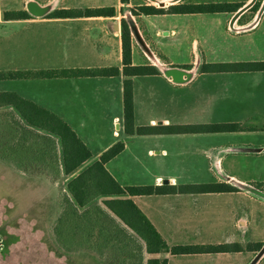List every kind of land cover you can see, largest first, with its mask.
<instances>
[{
	"label": "crops",
	"instance_id": "1",
	"mask_svg": "<svg viewBox=\"0 0 264 264\" xmlns=\"http://www.w3.org/2000/svg\"><path fill=\"white\" fill-rule=\"evenodd\" d=\"M188 1L13 0L4 11L0 7V74L7 75L0 76V93H16L57 114L90 148L89 161L123 141V151L106 163L123 186L228 183L238 187L236 191L132 196L170 247H243L216 253L162 252L153 257L167 258L168 264H264V246L260 250L255 246L264 243V71H202L206 63L264 60V50L262 56L254 49L248 53L262 25L240 24L243 7L234 12L151 15H134L130 10L143 4L169 7ZM33 4L38 12L30 9ZM102 7H114L116 15L47 17L54 10ZM6 11H27L30 17L8 20ZM208 14L225 15V25H193L200 18H211ZM232 14L231 22L239 25H226L227 15ZM123 17L131 27L133 65H155L160 70L158 74L130 76L135 124L156 128L149 134L125 131L124 81L128 76L123 63ZM225 42H230L227 48ZM234 43L244 45L246 53L226 54V50L234 51ZM108 67H118L120 74L8 76L13 72ZM171 69L182 70L183 78L175 80L169 74ZM3 112V124L13 125L17 131L23 129L21 125L34 130L14 105H0ZM225 123L246 128L169 130ZM35 133L43 132L35 128ZM104 134L108 136L102 140ZM180 175H188L190 180L182 182ZM165 180L169 182L164 184Z\"/></svg>",
	"mask_w": 264,
	"mask_h": 264
},
{
	"label": "trees",
	"instance_id": "2",
	"mask_svg": "<svg viewBox=\"0 0 264 264\" xmlns=\"http://www.w3.org/2000/svg\"><path fill=\"white\" fill-rule=\"evenodd\" d=\"M128 4L130 0H121ZM243 3H179L165 7L163 4H143L130 9L134 15L165 14V13H214L234 12L243 7ZM259 3L251 8L258 10ZM123 10V9H122ZM115 16L114 7L88 8L85 10H54L47 17L70 16ZM5 19H22L30 17L27 11H6ZM124 74L128 76L124 81V123L128 134H149L156 128L135 124L134 88L130 76L158 74L160 70L155 65H133L132 63V32L126 18L121 20ZM189 66V65H188ZM190 68V67H188ZM202 71H264V60L235 63L204 64ZM36 74L38 76L53 77L57 75L78 76H111L120 74L118 67L44 70L36 73L13 72L11 77ZM0 76H7L2 75ZM14 105L26 123L44 133H35L36 138L42 139L38 145V159L59 163L57 143L53 136L60 139L63 151V168L66 174H72L84 166L91 158L92 151L79 137L77 132L57 114L37 104L22 98L13 92L0 93V105ZM239 123L184 125L169 128L174 132L200 131H239L243 130ZM19 138L14 147L19 151H27L29 132L26 129L17 131ZM12 147V146H11ZM125 148L123 141H118L106 150L95 161L85 166L67 183L68 193L64 198V208L55 225L54 232L60 242L70 247L75 242H82L89 247L98 243L101 250L110 246L125 247L122 264H168L167 258L153 257L154 254L171 252L172 254L199 252L240 251V244L215 245H175L170 247L157 228L145 213L131 198L136 195H151L156 193L175 192H221L236 191L238 187L228 183H201L176 185H128L123 186L106 168V163L117 156ZM40 155V156H39ZM43 155V158H42ZM40 157V158H39ZM60 172V167L58 169ZM261 186V185H259ZM105 197L102 204L97 202ZM71 246V247H72ZM260 250L264 243L255 244ZM146 255H150L148 258Z\"/></svg>",
	"mask_w": 264,
	"mask_h": 264
},
{
	"label": "rangeland",
	"instance_id": "3",
	"mask_svg": "<svg viewBox=\"0 0 264 264\" xmlns=\"http://www.w3.org/2000/svg\"><path fill=\"white\" fill-rule=\"evenodd\" d=\"M12 1L2 0L1 9L12 6ZM213 1L191 0L186 3H212ZM229 1L240 2L245 6L239 12L242 15V23L234 24V21L232 23V14L227 15L226 25H239L238 23L262 25L256 32L252 50L248 51L251 53L254 49L257 56H262L264 0ZM255 3H259L258 10L251 8ZM243 11L246 12L242 14ZM208 17L211 18H200L202 20L193 25H225V15L208 14ZM229 43L225 42L226 48ZM243 46L234 43L232 44L234 51L226 50L225 53L244 54L246 51L242 50ZM238 48L240 50H237ZM4 114V112L0 113V264H122L125 247L110 246L101 250L99 243L95 247H89L80 241L68 247L60 242L54 232L57 219L64 208L65 195L69 194L68 181L93 161H88L72 174H66L63 163L57 164L50 160L38 159L36 149L43 141L36 138L35 128L27 134L28 145L33 146L35 150H16L14 145L20 135L17 134L15 126L1 122ZM20 128L25 129L22 125ZM53 138L57 143L58 158L62 161L63 151L60 139L57 136ZM41 169L44 173L38 172ZM180 177L182 182L190 180L188 175H180ZM104 198H98L97 202L102 204ZM146 256L148 258L150 255Z\"/></svg>",
	"mask_w": 264,
	"mask_h": 264
},
{
	"label": "water",
	"instance_id": "4",
	"mask_svg": "<svg viewBox=\"0 0 264 264\" xmlns=\"http://www.w3.org/2000/svg\"><path fill=\"white\" fill-rule=\"evenodd\" d=\"M162 5V4H161ZM30 9L33 11V12H38V8H36V6L33 4ZM42 11V9L40 8L39 11ZM169 74L171 76L174 77L175 80H181L183 78V75H184V72L180 69H171L169 71ZM108 135L107 134H104L101 136V139L104 140ZM169 181L168 180H165L164 181V184H167ZM0 244H1V241H0Z\"/></svg>",
	"mask_w": 264,
	"mask_h": 264
}]
</instances>
